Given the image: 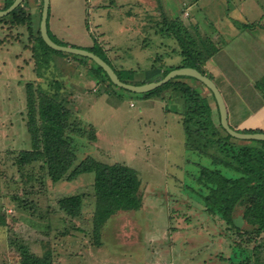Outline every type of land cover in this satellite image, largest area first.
<instances>
[{
  "label": "rangeland",
  "instance_id": "obj_1",
  "mask_svg": "<svg viewBox=\"0 0 264 264\" xmlns=\"http://www.w3.org/2000/svg\"><path fill=\"white\" fill-rule=\"evenodd\" d=\"M219 1L50 0L49 30L55 40L70 45L89 47L96 41L104 45L118 69L139 71L131 79L142 74L152 78L166 67L182 63L176 32L161 28L169 26L163 22L164 14L184 30L188 26L193 33L206 36L215 34L220 25L235 47L244 46L242 41L257 44L262 40L258 33L250 35L236 24L256 21L254 26L264 32V0L260 10L238 3L232 11ZM41 4L42 0L27 2L31 21L12 24L11 19L0 16V207L8 219L7 226H0V264H21V243L38 255L51 251L52 264H223L226 258L229 264H241L240 253L233 249L237 237L234 229H229L219 215L207 213L197 194V189L204 191V185L195 178L199 163L210 165L211 161L186 149L181 116L168 111V103L160 97H145L113 83L108 86L107 81L97 82L86 66H75L78 60L57 65L74 72L72 91L62 92L70 99L73 122L83 127L81 134L74 135L79 157L93 156L136 168L143 181L144 205L139 210L116 213L105 225L102 241L96 243L92 228L96 201L93 172L55 182L46 174L38 177L43 172L37 164H15L17 152L31 147L25 83L32 81L36 87L49 88L50 70L43 69L45 77L39 76L37 71L42 66L33 49ZM229 23L232 26L227 27ZM214 56L213 62L219 61V65L230 63L228 58L237 59L225 48ZM256 60L263 61V57ZM88 62L96 66L92 60ZM243 67L237 64V70ZM205 68L221 86L230 83L229 75L219 72L220 67L206 63ZM245 76L260 77L258 71L234 73L240 84ZM185 80L203 93L210 91L195 78ZM253 92L246 100L250 97L259 102V92ZM246 126L255 128L253 123ZM256 126L264 129V124ZM78 192L86 194L82 214L64 216L58 199ZM24 200L34 207L29 208ZM237 220L245 223L240 214Z\"/></svg>",
  "mask_w": 264,
  "mask_h": 264
},
{
  "label": "trees",
  "instance_id": "obj_2",
  "mask_svg": "<svg viewBox=\"0 0 264 264\" xmlns=\"http://www.w3.org/2000/svg\"><path fill=\"white\" fill-rule=\"evenodd\" d=\"M13 1L5 0L2 9L9 7ZM25 1L23 0L18 7L5 15L7 21L11 19L12 24H20L27 19L32 20V14L27 10L28 5ZM164 16L163 22L169 26L167 28L161 26V28L169 33L172 30L176 32L175 35L181 48L182 63L166 67L152 78L144 76L142 72L140 78L131 79L134 73H139V71L135 68L118 69L110 61L104 47L98 45L96 41L91 46L83 48L102 56L126 82L141 84L158 80L171 69L183 66L196 67L213 78L206 70L205 65L207 60L218 51L216 43L210 41L206 35L193 33L188 26L184 30L180 25H176L174 20H169L166 14ZM41 18L42 11L39 23ZM50 36L55 40L51 33ZM55 41L60 44H68ZM33 49L40 66H42L37 71L39 76L45 77L43 69L50 70L49 88L42 85L36 87L32 81L25 83L27 129L30 134L31 147L17 152L15 164L20 167L30 165L34 167L37 164L43 172L37 176L43 175L44 177L46 174L55 182L71 181L83 172H93L96 201L92 228L96 243H100L105 225L116 213L142 208L144 205L143 181L139 171L125 163L104 162L93 156L82 159L79 157L74 135L81 134L83 127L78 124L79 122H73L74 115L70 99L64 97L62 92L68 90L70 93L72 91L70 78L74 72L62 69L63 66L57 65V62L66 65V61L73 64V59L78 60V64L75 66L77 68L82 65L86 66L93 72L97 82L107 81L110 86L113 81L104 68L92 58L49 46L42 37L40 26H38L36 45L33 46ZM58 59L61 60L57 61ZM88 59L92 60L96 66H91ZM69 60L72 61L69 62ZM61 76L66 78H61ZM76 77L79 75L77 74ZM185 78L195 77L178 75L143 94L145 97L157 96L166 101L168 103L166 109L181 116L186 149L198 152L210 159L212 163L210 165L199 163L200 168L198 173L196 172L195 178L197 182L204 185V191L200 192V189H197V194L203 200L204 210L207 213L219 215L228 224L229 229H234L237 237L233 249L234 252L238 250L240 253L241 264H264V140L238 138L231 135L221 123L220 111L214 93L211 90L209 93L201 92ZM195 79L206 86L199 79ZM255 88L261 98L259 103L264 104V75L255 82ZM70 89L71 91H69ZM229 122L234 128L242 131H264L260 127L241 128L238 123H233L230 120ZM85 197L84 192L64 195L58 199L59 209L64 212V216L79 217L84 208ZM15 199L19 200V197L16 195ZM22 202L29 208L34 207L27 204L28 202L25 200ZM6 214L0 207L1 227L8 225ZM238 214L245 223L242 224L241 220L240 222L237 220ZM19 249L21 264H52L53 262L51 251L45 255H38L24 243L19 245Z\"/></svg>",
  "mask_w": 264,
  "mask_h": 264
},
{
  "label": "crops",
  "instance_id": "obj_3",
  "mask_svg": "<svg viewBox=\"0 0 264 264\" xmlns=\"http://www.w3.org/2000/svg\"><path fill=\"white\" fill-rule=\"evenodd\" d=\"M4 1L5 0H0V9H2V3L4 4ZM197 1L198 0H192L189 2L188 0H185L186 3L187 2L193 3ZM27 2H29V0H27ZM221 3H226L227 5H229V11L237 9L238 3H243L244 6H254L256 8L254 10H260L262 9L263 0H221L218 2V4H221ZM216 22H219V21H216ZM257 23L258 22L256 21L248 22L244 20L242 24H240V22L236 24L237 28H242V30L246 32L249 31L250 35H255L256 33H258L259 39L261 37L262 40H260V42L257 41V44L248 43L250 44V46H247L248 44L246 43V41H242L244 46H240V45H238L237 47L232 46V41H230V39L224 35L225 34L224 29L220 25L216 29L215 34L213 33L212 36H209V35L207 36L210 41H213L214 43H216L218 50L220 48H225L229 52V54L231 55L233 54V57L236 56L237 58L236 61H233L232 59L228 58L230 63L219 65V61L214 63L212 60L213 58L216 57L214 56L216 54L215 53L214 55H212V57H210L207 60L206 63L207 65L218 66V68L220 67L219 72L229 75L228 80L230 81V83L228 84L226 83L223 86H221V84H219L218 81L217 83L228 105L229 120L233 123H238L241 128H249L246 125L250 123L254 124V126L252 127L263 128L261 126H256V125L259 123L264 124V104L257 102L258 99H256V102H255L254 99L250 97H248V99L246 100L247 96H252V93H255L253 92V90L256 89L255 82L264 75V53H262L264 51V32L261 31V29H259L257 26H254V24H257ZM259 24L262 25L261 23ZM190 25H193V23H190ZM230 26H232L231 23L227 25V27H230ZM53 28L55 29L56 27L54 26ZM196 34L198 33L196 32ZM247 47H249V49ZM260 56L263 57V61L256 60V58H259ZM254 60H256L257 63H254ZM237 64H241L244 66L242 71L237 70ZM229 67L233 70L228 71V69H230ZM250 68L252 70H249ZM257 71L260 77L254 78V77L245 76L244 77L245 80L242 81L243 84L242 83L240 84L238 80L234 79V73L250 74V73H257ZM252 103H253V106H252ZM229 261L230 260L226 258L223 264H229Z\"/></svg>",
  "mask_w": 264,
  "mask_h": 264
},
{
  "label": "water",
  "instance_id": "obj_4",
  "mask_svg": "<svg viewBox=\"0 0 264 264\" xmlns=\"http://www.w3.org/2000/svg\"><path fill=\"white\" fill-rule=\"evenodd\" d=\"M23 0H14L9 7L5 9H0V16H5L18 7ZM49 8H50V0L43 1V10H42V18L40 22V30L43 39L45 42L54 49L70 52L73 54L84 55L92 58L97 64L101 65L104 70L108 73L109 77L113 81L114 84L117 86L123 87L125 89L144 93L151 91L162 84L168 82L170 79L178 76V75H189L193 76L200 81H202L215 95L217 100V104L220 111V118L223 127L233 136L238 138H245V139H262L264 140V131H256V132H246L239 129L234 128L229 122V112L225 97L219 88L217 82L210 77L208 74L203 73L196 67L192 66H183L171 69L164 77L158 80H152L149 82L135 84L131 82H126L121 79L117 71L114 67L106 61L102 56L97 54L94 51L89 49L78 47L75 45L70 44H60L55 41L49 33L48 29V18H49Z\"/></svg>",
  "mask_w": 264,
  "mask_h": 264
}]
</instances>
